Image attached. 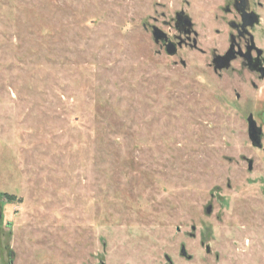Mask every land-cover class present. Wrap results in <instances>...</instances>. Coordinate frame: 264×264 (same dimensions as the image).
I'll return each instance as SVG.
<instances>
[{"label": "rangeland", "instance_id": "374dc122", "mask_svg": "<svg viewBox=\"0 0 264 264\" xmlns=\"http://www.w3.org/2000/svg\"><path fill=\"white\" fill-rule=\"evenodd\" d=\"M207 3L0 0L1 260L264 264L240 77L152 37Z\"/></svg>", "mask_w": 264, "mask_h": 264}, {"label": "flooded vegetation", "instance_id": "af4514ba", "mask_svg": "<svg viewBox=\"0 0 264 264\" xmlns=\"http://www.w3.org/2000/svg\"><path fill=\"white\" fill-rule=\"evenodd\" d=\"M207 2L209 9L203 19L205 40L199 31L200 22L179 10L169 23H163L167 31L157 29L158 53L175 57L182 49H187L207 58L206 66L215 77H240V118L247 145V152L242 153L240 159L250 175L256 169L264 170V2ZM171 51H174L172 56L167 54ZM179 64L185 67L181 59ZM235 99H239L238 94ZM10 226L9 222H4L0 202V229ZM11 256L10 252L6 254V262L0 256V264H12Z\"/></svg>", "mask_w": 264, "mask_h": 264}, {"label": "water", "instance_id": "95a60500", "mask_svg": "<svg viewBox=\"0 0 264 264\" xmlns=\"http://www.w3.org/2000/svg\"><path fill=\"white\" fill-rule=\"evenodd\" d=\"M152 37H153V40H154V42L155 43H158V40H159V35H158V30L155 28V29H153V31H152ZM168 55H170V56H172V55H174V51H171V52H168L167 53ZM211 207H207V209H206V214H210L211 213ZM194 230V228H192V231ZM206 252H209V249L207 248L206 249ZM180 254H181V256H183V257H185V255H186V252H185V250H184V248L182 247L181 248V250H180ZM166 260L168 261V259L166 258Z\"/></svg>", "mask_w": 264, "mask_h": 264}]
</instances>
